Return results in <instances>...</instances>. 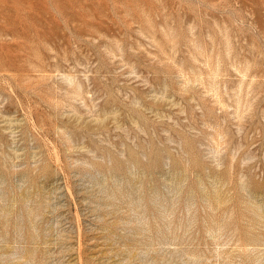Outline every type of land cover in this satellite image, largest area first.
Wrapping results in <instances>:
<instances>
[{
  "label": "rangeland",
  "instance_id": "rangeland-1",
  "mask_svg": "<svg viewBox=\"0 0 264 264\" xmlns=\"http://www.w3.org/2000/svg\"><path fill=\"white\" fill-rule=\"evenodd\" d=\"M0 264H264V0H0Z\"/></svg>",
  "mask_w": 264,
  "mask_h": 264
}]
</instances>
